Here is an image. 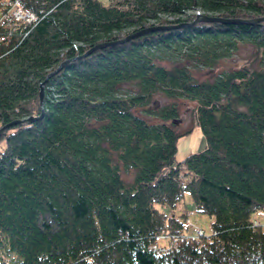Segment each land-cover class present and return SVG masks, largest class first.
<instances>
[{"label":"trees","instance_id":"16d2710c","mask_svg":"<svg viewBox=\"0 0 264 264\" xmlns=\"http://www.w3.org/2000/svg\"><path fill=\"white\" fill-rule=\"evenodd\" d=\"M15 1L34 17L0 19V124L37 113L45 72L96 41L196 10L264 16V0ZM241 43L244 60L216 66ZM193 125L203 145L175 159ZM184 190L209 215L206 233L175 211ZM258 213L264 19L94 48L44 80L41 116L0 132V264H264Z\"/></svg>","mask_w":264,"mask_h":264},{"label":"rangeland","instance_id":"374dc122","mask_svg":"<svg viewBox=\"0 0 264 264\" xmlns=\"http://www.w3.org/2000/svg\"><path fill=\"white\" fill-rule=\"evenodd\" d=\"M105 1V0H102ZM6 5H2L0 3V17L3 14V11L6 10ZM20 4L18 3L17 7H19ZM23 9V7H21ZM18 8H13L12 12L17 13L14 16L21 15L28 16L29 19H33V15L31 13L23 14L22 11L18 12ZM199 11V10H196ZM195 11V12H196ZM194 12V14H195ZM259 16V15H258ZM239 17V16H237ZM254 17V16H253ZM188 20V19H184ZM183 20V21H184ZM181 21V20H178ZM175 22V21H173ZM162 23V22H160ZM130 31V30H129ZM128 32V31H127ZM126 33V32H125ZM123 33V34H125ZM121 34V35H123ZM120 35V36H121ZM250 46L246 43H241L236 50H233L229 55L219 60L217 63V67L221 66H229V65H237L239 62L245 59V56L250 51ZM189 102V101H188ZM187 100H182V107L187 105ZM183 117V120H186L185 112L183 111L180 113ZM204 143L202 132L198 125H193L187 132L182 133L178 136L176 140V149L174 152L175 159H178L182 157L184 154H186L189 151L199 149ZM175 211H184V216H187L189 219V223L186 224V231H192L197 228H202L203 231L206 233L209 230V220L210 217L207 213L197 210L194 208L192 197L189 193V191L184 190L181 196V199L176 203V206L174 207ZM259 211V210H258ZM260 217H264L262 214H257ZM185 219V218H184ZM262 225L264 226V220L261 221Z\"/></svg>","mask_w":264,"mask_h":264},{"label":"water","instance_id":"95a60500","mask_svg":"<svg viewBox=\"0 0 264 264\" xmlns=\"http://www.w3.org/2000/svg\"><path fill=\"white\" fill-rule=\"evenodd\" d=\"M256 19H264V16H254V17H237V16H222V15H215V14H205L201 11H196L194 16L188 20H181V21H175V22H162V23H152V24H147L141 27H138L136 29L130 30L128 32H126L125 34L121 35V36H117L114 38H110V39H105V40H99L96 41L94 43H92L91 45L87 46L84 50H82L81 52L75 53L73 55L64 57L62 59H60L52 68H50L47 72H45L43 78L41 80H39L38 82V104H39V111L35 114H26L23 116H19V117H14L11 118L3 123L0 124V132H2V130H4L7 126H9L10 124L16 123V122H22V121H30L32 119L38 118L39 116H41L42 114V83L44 82V80L53 72H55L57 69H59L62 64L74 57L83 55L87 52H89L90 50L103 46L105 44H110V43H116V42H120L122 40L128 39L136 34L145 32L147 30H152V29H156V28H168V27H174V26H179V25H183V24H189V23H193L195 21L198 20H220V21H242V22H252Z\"/></svg>","mask_w":264,"mask_h":264},{"label":"built area","instance_id":"2783aa9c","mask_svg":"<svg viewBox=\"0 0 264 264\" xmlns=\"http://www.w3.org/2000/svg\"><path fill=\"white\" fill-rule=\"evenodd\" d=\"M0 3L2 4V5H6L5 7H6V10H4L3 11V14H2V16L0 17V19L2 18V19H4L5 17H6V14H8V13H10L11 15H15V14H17V13H13L12 12V9L13 8H18V12H20V11H22V15L23 14H27L23 9H21V5L19 6V7H17V5H18V2L17 1H15V0H0ZM32 14V13H31ZM18 16H21V15H18ZM17 17V16H16ZM197 232H199L200 230H201V228H197V229H195ZM202 231V230H201Z\"/></svg>","mask_w":264,"mask_h":264}]
</instances>
